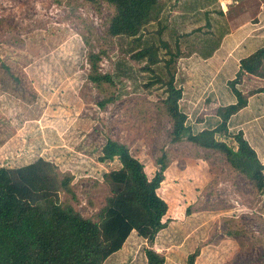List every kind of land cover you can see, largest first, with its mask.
I'll list each match as a JSON object with an SVG mask.
<instances>
[{
  "label": "rangeland",
  "instance_id": "obj_1",
  "mask_svg": "<svg viewBox=\"0 0 264 264\" xmlns=\"http://www.w3.org/2000/svg\"><path fill=\"white\" fill-rule=\"evenodd\" d=\"M160 1L159 19L134 38L107 33L113 7L104 0H0V145L5 134L9 138L0 166L53 161L71 177V193H61V200L96 220L110 195L101 173L120 166L117 159L98 161L106 138L124 142L148 177L164 152L167 167L157 192L167 203L165 227L152 242L132 231L103 264H144L146 247L165 264H186L195 251V264H264V191L221 153L190 143L187 133L170 142L157 76L165 81L172 74L181 88L178 103L189 132L217 124L207 90L200 97L196 90L207 80L183 62L196 49L184 39L198 36L205 46L212 34L192 14L205 0H181L190 10L183 26L169 21L177 0ZM147 46L156 49V64L131 57ZM89 51L99 53L100 71L112 74L111 84L88 79ZM218 137L234 145L231 136Z\"/></svg>",
  "mask_w": 264,
  "mask_h": 264
},
{
  "label": "trees",
  "instance_id": "obj_2",
  "mask_svg": "<svg viewBox=\"0 0 264 264\" xmlns=\"http://www.w3.org/2000/svg\"><path fill=\"white\" fill-rule=\"evenodd\" d=\"M92 1V0H87ZM113 7L107 25L112 36L137 37L144 25L157 21L163 9L160 0H104ZM131 57L147 58L156 64V49L147 46ZM88 79L99 85L111 84L112 74L100 71V55L89 51ZM264 44L239 60L236 76L228 81L235 102L216 108L217 124L195 133L186 126V114L179 107L182 90L174 84L173 75L155 81L164 87L163 106L170 119V142L187 140L204 149L221 153L229 166L246 177L256 191H264V165L242 132H228L229 117L246 104V96L235 86L244 73L264 77ZM151 70V69H149ZM262 89H260L261 91ZM103 99L98 105L104 106ZM218 136H231L234 145ZM117 159L119 167L103 171L101 177L110 195L97 212V219L82 216L61 193H71V177L58 171L57 165L39 158L17 167L0 166V264H103L122 247L132 231L148 242L165 227L166 201L157 189L167 167L165 153L156 159L157 170L151 177L143 164L130 153L129 147L106 138L98 161ZM144 264H163L164 256L151 248L144 249ZM197 252L187 256L193 264Z\"/></svg>",
  "mask_w": 264,
  "mask_h": 264
},
{
  "label": "crops",
  "instance_id": "obj_3",
  "mask_svg": "<svg viewBox=\"0 0 264 264\" xmlns=\"http://www.w3.org/2000/svg\"><path fill=\"white\" fill-rule=\"evenodd\" d=\"M204 2L205 7H198L192 14L194 13L193 18L200 22L199 26H205L202 30L212 34V37L209 35L211 39L207 38L210 43L205 46L200 44L201 39L198 36L184 39L188 46L192 45L196 49L184 55L183 62L187 67L192 64L190 72L201 74V78L207 80L205 87L201 86L196 90L200 91L199 97L207 90L212 107L217 108L235 102L228 81L236 76L239 60L264 44V0H205ZM182 3L181 0H177L172 8V17L169 20L171 24H176L179 19L177 23L183 26L186 23L185 19L190 16V10L183 9ZM217 27H223L224 30L214 36ZM213 37L215 39H212ZM235 86L246 96V104L229 117L228 132L232 134L237 131L242 132L243 137L264 165V77L244 73ZM216 119L219 120L217 116ZM2 139L0 137V140ZM8 139V134H5L0 149ZM165 263L164 258L163 264Z\"/></svg>",
  "mask_w": 264,
  "mask_h": 264
}]
</instances>
